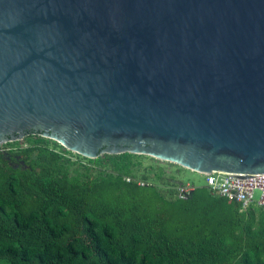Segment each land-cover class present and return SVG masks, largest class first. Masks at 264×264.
I'll return each mask as SVG.
<instances>
[{
	"label": "water",
	"instance_id": "water-1",
	"mask_svg": "<svg viewBox=\"0 0 264 264\" xmlns=\"http://www.w3.org/2000/svg\"><path fill=\"white\" fill-rule=\"evenodd\" d=\"M40 133L264 173V0H0V143Z\"/></svg>",
	"mask_w": 264,
	"mask_h": 264
},
{
	"label": "trees",
	"instance_id": "trees-1",
	"mask_svg": "<svg viewBox=\"0 0 264 264\" xmlns=\"http://www.w3.org/2000/svg\"><path fill=\"white\" fill-rule=\"evenodd\" d=\"M31 135L0 143V264H264V206L204 183L178 197L148 154L74 163Z\"/></svg>",
	"mask_w": 264,
	"mask_h": 264
},
{
	"label": "built area",
	"instance_id": "built-area-1",
	"mask_svg": "<svg viewBox=\"0 0 264 264\" xmlns=\"http://www.w3.org/2000/svg\"><path fill=\"white\" fill-rule=\"evenodd\" d=\"M203 174V185L210 193L236 201L241 208H246L249 205L264 206V173L237 177L222 170L211 169ZM138 182L142 183V181ZM195 186L189 181L184 183L178 181L175 194L178 197H184Z\"/></svg>",
	"mask_w": 264,
	"mask_h": 264
},
{
	"label": "rangeland",
	"instance_id": "rangeland-1",
	"mask_svg": "<svg viewBox=\"0 0 264 264\" xmlns=\"http://www.w3.org/2000/svg\"><path fill=\"white\" fill-rule=\"evenodd\" d=\"M31 134H32L31 136H32L34 141L44 142V143L49 144V145L54 144L55 140L50 138V137L41 135L40 133H31ZM22 138L18 139V142L21 144H24V140H22ZM61 147H63V146L61 145ZM67 154L70 155V158L74 161V163H77L78 161H81L80 163L85 162V161L90 163L91 161H94V158H95V157H87V158H91V160L84 159L83 157H81L79 155V153L72 151V150H69V149L67 150ZM158 163H159V165H162L161 169L165 170L169 174L170 173L172 174L173 179L176 182L179 181V182L184 183L186 181H189V182L193 183L194 185L203 184L204 174L199 172V171L181 166V165L176 164L174 162L162 160L160 158L153 157L151 159L150 157H143L141 159V166L150 164V166L152 167L151 170H154L155 165ZM158 167L159 166H156V168H158ZM98 169L99 168H97V166L92 167V175L93 176H95L98 173Z\"/></svg>",
	"mask_w": 264,
	"mask_h": 264
}]
</instances>
